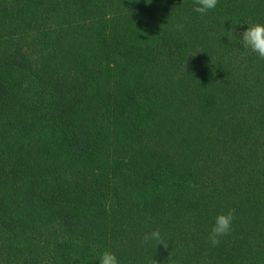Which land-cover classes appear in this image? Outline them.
Listing matches in <instances>:
<instances>
[{"label":"trees","instance_id":"obj_1","mask_svg":"<svg viewBox=\"0 0 264 264\" xmlns=\"http://www.w3.org/2000/svg\"><path fill=\"white\" fill-rule=\"evenodd\" d=\"M194 7L0 0V264H264V0Z\"/></svg>","mask_w":264,"mask_h":264},{"label":"clouds","instance_id":"obj_2","mask_svg":"<svg viewBox=\"0 0 264 264\" xmlns=\"http://www.w3.org/2000/svg\"><path fill=\"white\" fill-rule=\"evenodd\" d=\"M194 11L205 15L208 11L216 8L218 0H194ZM182 28V26H178ZM230 39V37H228ZM239 43L244 49H248L255 53L259 59L264 60V23H250L247 29L243 31L239 37ZM235 219V210L229 209L227 212H221L215 217V222L209 232L208 240L213 246L220 243L221 237L229 235L233 231V221ZM157 242V247L163 245L165 249L169 244L165 243L161 232L153 230L145 233L142 237V243ZM167 260H171V253ZM99 264H120V261L115 253L109 250H104L99 256ZM151 264H159L155 261Z\"/></svg>","mask_w":264,"mask_h":264}]
</instances>
